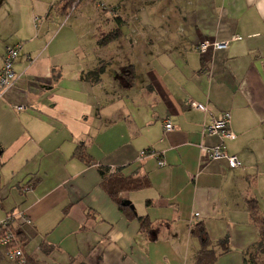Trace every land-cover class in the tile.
<instances>
[{
    "label": "crops",
    "instance_id": "0c3cea01",
    "mask_svg": "<svg viewBox=\"0 0 264 264\" xmlns=\"http://www.w3.org/2000/svg\"><path fill=\"white\" fill-rule=\"evenodd\" d=\"M52 4L0 0V68L5 48L21 45L15 83L0 97V220H31L11 224L31 264H201L197 222L218 252L214 264H245L259 235L247 201L264 217V0H173L143 12L142 26L122 27L124 62L101 61L104 46L95 36L91 46L88 32L56 31L63 14ZM134 31L138 40L127 36ZM205 40L228 44L200 53ZM100 63V82L81 79ZM128 65L130 85L120 75ZM224 111L235 134L224 145L242 161L234 169L200 152L220 142L202 129ZM78 143L90 164L73 156ZM98 164L146 176L147 186L121 193L133 215L101 186ZM138 216L153 230H141ZM0 264H16L1 246Z\"/></svg>",
    "mask_w": 264,
    "mask_h": 264
},
{
    "label": "trees",
    "instance_id": "16d2710c",
    "mask_svg": "<svg viewBox=\"0 0 264 264\" xmlns=\"http://www.w3.org/2000/svg\"><path fill=\"white\" fill-rule=\"evenodd\" d=\"M53 5H51L49 9H52ZM70 5L71 1H67L64 5H62L59 12L62 14H66L67 9L70 7ZM112 21L113 26L108 31L99 30V33L96 36L97 45L106 46L109 43L117 40L122 35V27L123 25H125V20L121 16H115L113 17ZM103 71L104 64L100 63L98 66L83 73L81 75V79L90 83H98L101 80L100 76ZM134 74L135 73L133 66L128 65L120 75L123 80L130 85L134 82ZM73 156L84 161L85 163L90 164L92 162L91 157L86 153L84 145L82 143H78L75 146ZM97 169L101 177V186L119 204L121 209L127 211L128 215H133V211L130 205L123 203L124 200L121 196V193H123L124 191L136 190L147 186L148 181L146 176H124L119 172L118 168H113L101 164H98ZM246 208L249 211L252 222L258 229L259 235L258 240L246 251L247 262L245 261V264H257L260 256H264V217L259 212L257 203L254 199L247 201ZM137 219L139 221L141 230L145 232H150L153 230L151 222L146 216H138ZM191 235L196 237L200 242V248L198 251H196L194 260L201 264H214V260L218 252L211 246V242L208 239L205 228L201 222H197L192 226ZM15 236L20 242H22L20 232H16ZM227 243V237L216 241V244L220 246L221 252H225L229 249ZM39 248L44 253H48L51 249L44 243H41Z\"/></svg>",
    "mask_w": 264,
    "mask_h": 264
},
{
    "label": "built area",
    "instance_id": "2783aa9c",
    "mask_svg": "<svg viewBox=\"0 0 264 264\" xmlns=\"http://www.w3.org/2000/svg\"><path fill=\"white\" fill-rule=\"evenodd\" d=\"M240 37H234L233 39H239ZM228 41H209L205 40L200 42L195 49L200 53H205L209 48L222 49L226 47ZM21 45L15 44L10 45L5 48V53L3 56V62L0 68V97L13 87L17 75L14 71V63L17 60L20 53ZM191 106L205 111L206 106L202 103L195 101L190 102ZM23 105H16V110H22ZM231 114L229 111H224L220 114L218 118H214L210 123L204 125L202 132L207 135H215L220 138V142L214 145H200L201 155L207 160H225L227 166L230 169L238 168L242 166V161L238 156L234 154H229L224 145V139H233L235 134L231 130ZM165 130H170L172 124L166 122L164 125ZM146 154L145 151L139 153V158ZM164 162L159 159L158 165H163ZM198 216V213H195ZM20 218L24 224H31V220L26 217L23 213L19 212L16 216L9 215L4 219L0 220V246L3 248L5 257L14 261L16 264H31L26 254L23 251L22 242H20L15 236L16 231L12 227V223L15 218Z\"/></svg>",
    "mask_w": 264,
    "mask_h": 264
},
{
    "label": "rangeland",
    "instance_id": "374dc122",
    "mask_svg": "<svg viewBox=\"0 0 264 264\" xmlns=\"http://www.w3.org/2000/svg\"><path fill=\"white\" fill-rule=\"evenodd\" d=\"M53 5V12L59 13L60 8L67 1H71L70 7L67 9L63 18L59 19L55 28L59 31L63 28V35L70 34L79 35L82 32H88L86 37L90 45H94L93 38L99 33V30L108 31L113 26V17L121 16L128 26V30L134 29L145 23V19L141 15L143 12L153 13L156 8L171 7L173 0H51ZM163 1V4H162ZM93 24L95 25L94 27ZM132 27V28H131ZM130 34V35H129ZM127 36H134L138 40V32H130ZM126 36L121 35L116 41L110 43L97 50V54L101 56V61L113 60L116 57H121L117 48L123 47L127 44ZM132 41V40H130ZM121 50V49H120ZM117 53L119 54L117 56ZM121 62H124L123 59ZM119 59L117 61H119ZM125 70V68H124ZM123 72V71H122ZM257 264H264V256H260Z\"/></svg>",
    "mask_w": 264,
    "mask_h": 264
},
{
    "label": "water",
    "instance_id": "95a60500",
    "mask_svg": "<svg viewBox=\"0 0 264 264\" xmlns=\"http://www.w3.org/2000/svg\"><path fill=\"white\" fill-rule=\"evenodd\" d=\"M124 204H127V205H130V207L133 209L132 205L128 202V201H125L123 202Z\"/></svg>",
    "mask_w": 264,
    "mask_h": 264
}]
</instances>
